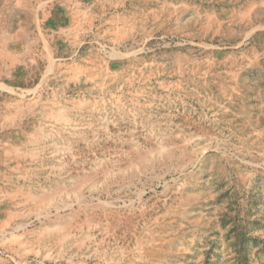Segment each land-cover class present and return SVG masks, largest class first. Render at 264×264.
I'll return each mask as SVG.
<instances>
[{"label":"rangeland","instance_id":"rangeland-1","mask_svg":"<svg viewBox=\"0 0 264 264\" xmlns=\"http://www.w3.org/2000/svg\"><path fill=\"white\" fill-rule=\"evenodd\" d=\"M0 264H264V0H0Z\"/></svg>","mask_w":264,"mask_h":264}]
</instances>
